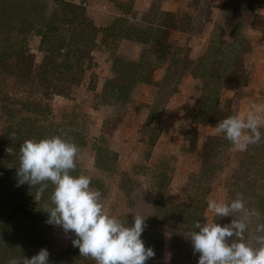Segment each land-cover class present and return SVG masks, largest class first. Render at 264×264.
I'll use <instances>...</instances> for the list:
<instances>
[{"label":"rangeland","instance_id":"374dc122","mask_svg":"<svg viewBox=\"0 0 264 264\" xmlns=\"http://www.w3.org/2000/svg\"><path fill=\"white\" fill-rule=\"evenodd\" d=\"M59 1L0 0V19L5 20L0 23V59L7 69L14 70L28 64L29 58L19 56L21 51L34 57L29 82L0 68V179L4 180L0 182V264H8L11 258H31L42 248L49 251L50 264H95L80 255L61 228L45 223L48 213L42 208L53 186L48 185L39 202L34 199L36 188L25 183L22 192L17 186L19 147L27 139L54 135L68 139L78 148L72 174L90 178V186L101 193L110 214L126 219L129 225L133 213L148 215L141 239L155 256L145 264H197L198 254L193 255L184 233L197 220L206 223L214 219L207 210L209 199L230 201L239 194L257 214L250 228L264 222V161L244 182L234 171L242 152L248 149L253 153L251 145L245 151L232 144L220 145L212 157L217 167L211 177H203L201 148L205 138L222 134L215 126L192 118L199 113L197 105L204 104L199 100L211 103L216 97L227 116H245L264 106V0H246L250 11L239 9L230 14L225 4L241 0H72L85 7L87 17L97 26L115 21L117 29V37L109 30L98 33L96 46L75 82L68 81L70 74H62L68 64L65 56L56 55L50 72L42 67L47 49L56 44L50 36L43 41L37 31H51L56 37L64 31L67 18L61 15ZM167 1L173 2L166 5ZM217 4L215 14L212 7ZM159 10L174 13V21L186 27L170 31L169 60L181 48L180 58L187 56L193 61L189 68H197L199 58H189L188 43L201 32L206 40L215 35L226 38V46L229 41L238 46L243 42L239 66L247 75V84L219 88L206 73L207 65L197 68L198 77L187 69L179 79L176 73L163 82L168 68L179 65L161 60L154 51V27L165 18ZM243 19L244 25L229 36L228 31ZM130 26L138 32L133 29L127 36ZM121 28L126 30L120 32ZM174 31L187 35L178 38ZM60 89H65L64 93H54ZM33 101L37 111H27L25 104ZM195 134L196 147L192 149ZM17 202L36 215L25 217L19 209L14 213ZM231 218L215 222L223 226Z\"/></svg>","mask_w":264,"mask_h":264},{"label":"clouds","instance_id":"9594fccd","mask_svg":"<svg viewBox=\"0 0 264 264\" xmlns=\"http://www.w3.org/2000/svg\"><path fill=\"white\" fill-rule=\"evenodd\" d=\"M261 113L264 106L245 116H228L217 123L216 132L237 150L245 151L262 139ZM77 156V146L61 135L25 140L19 147L17 186L27 183L36 188L37 202L48 185L53 186L42 208L48 213L45 223L61 228L82 257L91 258L95 264H145L155 256L141 239L148 215L133 213L129 225L126 219L110 214L101 193L90 186V178L72 174ZM207 210L214 219L206 223L197 220L184 233L193 255L198 254L197 264H264V222L250 228L257 216L255 209L247 207L238 194L230 201L207 200ZM230 216L233 219L223 226L215 222ZM8 264H50L49 251L42 248L31 258H11Z\"/></svg>","mask_w":264,"mask_h":264},{"label":"trees","instance_id":"16d2710c","mask_svg":"<svg viewBox=\"0 0 264 264\" xmlns=\"http://www.w3.org/2000/svg\"><path fill=\"white\" fill-rule=\"evenodd\" d=\"M228 1V0H226ZM61 5V11L62 16L67 18L63 24H64V31L61 33L60 36L56 37L53 35L51 31L49 33L43 32L41 29L37 31V34L42 35L43 41L48 38V36L52 37L54 40V43L56 45H53L50 49H47L48 55L44 57V61L42 64V67L45 68L47 72H50V67L53 65L51 63H54V58L56 55H62L65 56L68 60V64L65 68V73H62L63 76L65 75H71V78L68 79L71 80V82L78 81V76H80L83 73L84 68L82 67L84 64V61L89 58L91 55L93 49L95 48V40L100 32H105L107 30L112 32L115 37H117V29H116V22L114 21L113 25H109L106 27H99L97 26L93 21L89 19L86 15V9L82 4L74 3L72 0H60L59 1ZM227 3V2H226ZM230 5V7H229ZM225 4V9H228L229 14L235 13L239 9L242 13L245 11H250L248 8V4L246 3V0L237 1L231 4ZM159 14L162 17H165L161 21L157 22L159 24V27H154V51L158 54V58L161 60H169L168 58L169 53L172 51V49L169 47V36L170 31L175 29H184L181 28L175 21V14L172 12H163L159 10ZM2 15V10H0V16ZM57 15V13H55ZM53 14V17H55ZM169 17L166 21V17ZM2 21H5L4 19H0V23ZM83 23H85L83 25ZM245 23V19H243L241 22H239L236 26L232 27L228 31L229 36H233L237 30H239ZM230 24V23H229ZM190 27H192L190 25ZM229 27V25H228ZM136 31V28H133L130 26L127 29L126 35L128 36L129 33ZM123 30H126L125 28H121L120 32ZM186 30V29H185ZM138 32V31H136ZM135 32V33H136ZM150 33L148 32L146 34V37H149ZM145 39V37H144ZM87 40V41H86ZM226 38H220L218 36H214L210 39L209 45L204 52L203 55H201L198 59V62L196 64V67L199 68L202 65L209 66L206 69V73L209 74V76L214 78L215 85H217L219 88H233L237 84L238 85H246L247 84V75L244 73L243 69L240 68V56L238 55V52L245 49L243 47H239L242 43H239V46L236 41H229L226 46ZM237 47L238 49L234 50L231 48ZM181 48L177 49L173 53L172 63L176 67V69L168 68V72L164 76L163 82H167L168 79L174 74H178V79L186 72L188 69L189 72L194 76L198 77V69L194 68L191 70L189 68V64H193V61H190L184 57V60L180 58ZM19 54V53H18ZM19 56H21L23 59L29 58L28 64L25 65L23 69H17L14 70L7 69L9 66H7L6 62L4 60L2 61L0 59V68L5 69L7 72H10L11 74L17 75L18 78L23 77L26 79L27 82L31 79V70H32V63L34 61V57L32 53H26L25 51H21ZM7 58V56H6ZM6 60V59H5ZM19 64H22L25 61H19L17 59ZM179 63V64H178ZM11 68V67H10ZM180 69V71L178 70ZM21 74V75H20ZM242 74V78H239L238 76ZM238 77V78H237ZM141 81H144V77H140ZM55 86L53 87V89ZM65 89H60L59 91H55L54 93L62 94L64 93ZM218 90V88H217ZM173 91H176L174 88ZM214 91V90H211ZM203 97L206 99V88L203 91ZM219 99L216 97V102L208 103V100L206 101L199 100L198 102H204L202 106L197 105V109L199 110V113L193 115L194 122H200L203 124H209L216 126L217 123L220 120H223L224 118L228 117L225 112L221 110L219 107ZM26 110H32L37 111L36 105L37 102H30L25 104ZM260 131L262 132V139L259 143L252 144L250 148H252L253 153H250L248 149L245 152H242V159L239 163V167H237L234 171V174L242 181H246L249 173L252 172H258L261 166V162L264 161V128H261ZM28 140V139H27ZM196 140L197 136H195L191 139V148L195 149L196 147ZM231 146V143L224 139L223 135L221 136H207L205 138V141L203 143V146L201 148V159H202V175L205 178H209L212 175V171L214 168L217 167L215 162L212 161V157L218 152L219 149H221V146ZM264 166V165H263ZM264 177V172L262 173ZM1 182V179H0ZM202 182V180H201ZM4 183V180L2 179V182ZM264 186V184H261ZM20 188L22 189V192L24 191L25 187L24 184L20 185ZM208 192V189H207ZM2 200V198H1ZM24 200V199H22ZM30 200V199H29ZM24 204H18L16 203L14 213L17 212V210H23L25 213V217H32L36 215L33 212L27 211L23 208ZM205 203L202 206V209L204 208ZM174 207H176L174 205ZM227 219H230V217H226ZM233 219V217L231 218Z\"/></svg>","mask_w":264,"mask_h":264},{"label":"crops","instance_id":"0c3cea01","mask_svg":"<svg viewBox=\"0 0 264 264\" xmlns=\"http://www.w3.org/2000/svg\"><path fill=\"white\" fill-rule=\"evenodd\" d=\"M170 2H173V1H167V2H165V4L167 5ZM218 2L221 3V1H218ZM163 6H164L163 8H166L165 5H163ZM212 9H213L214 13L216 14L217 9H218V4H217V6L212 7ZM174 33H178L179 36L180 35L181 36L182 35L183 36H186L187 35L186 33L184 34L183 32H176V31H174ZM202 34H203V32H201L199 34V36H198L197 39L192 40V41H189V43H188V47L190 48V50H189V58L191 60H195V59L199 58L201 55H203L204 52L206 51L207 47H208V44H209L208 39L210 40L211 38L207 37L208 39L206 40V38H202L201 37ZM179 36H177V37L178 38H181V36L180 37ZM189 77H190V74H189Z\"/></svg>","mask_w":264,"mask_h":264}]
</instances>
